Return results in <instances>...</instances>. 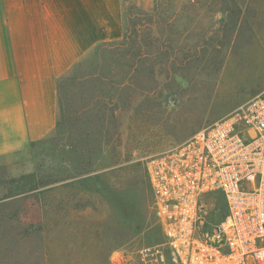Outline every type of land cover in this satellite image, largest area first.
Masks as SVG:
<instances>
[{
	"label": "rangeland",
	"instance_id": "rangeland-1",
	"mask_svg": "<svg viewBox=\"0 0 264 264\" xmlns=\"http://www.w3.org/2000/svg\"><path fill=\"white\" fill-rule=\"evenodd\" d=\"M243 2L125 4L124 39L63 76L56 130L0 172V264L170 260L147 163L249 100L219 92ZM206 205L226 217L219 194Z\"/></svg>",
	"mask_w": 264,
	"mask_h": 264
},
{
	"label": "crops",
	"instance_id": "crops-1",
	"mask_svg": "<svg viewBox=\"0 0 264 264\" xmlns=\"http://www.w3.org/2000/svg\"><path fill=\"white\" fill-rule=\"evenodd\" d=\"M151 0H0V172L15 174L59 122V82L125 37V4ZM219 92L264 90V0H244ZM17 174V173H16ZM15 174V175H16Z\"/></svg>",
	"mask_w": 264,
	"mask_h": 264
},
{
	"label": "built area",
	"instance_id": "built-area-1",
	"mask_svg": "<svg viewBox=\"0 0 264 264\" xmlns=\"http://www.w3.org/2000/svg\"><path fill=\"white\" fill-rule=\"evenodd\" d=\"M147 173L171 252L152 253L154 264H264V90L152 158ZM214 193L227 211L218 222L206 209Z\"/></svg>",
	"mask_w": 264,
	"mask_h": 264
}]
</instances>
